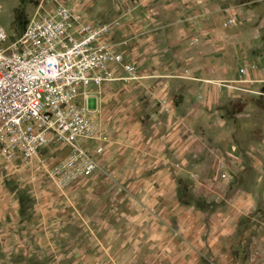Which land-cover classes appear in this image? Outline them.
<instances>
[{
  "label": "rangeland",
  "instance_id": "rangeland-1",
  "mask_svg": "<svg viewBox=\"0 0 264 264\" xmlns=\"http://www.w3.org/2000/svg\"><path fill=\"white\" fill-rule=\"evenodd\" d=\"M163 3L0 0L11 40L66 6L112 23L135 67L89 106L113 141L93 176L54 179L58 146L29 160L0 148V264H264V0ZM190 46L222 65L196 76Z\"/></svg>",
  "mask_w": 264,
  "mask_h": 264
},
{
  "label": "built area",
  "instance_id": "built-area-1",
  "mask_svg": "<svg viewBox=\"0 0 264 264\" xmlns=\"http://www.w3.org/2000/svg\"><path fill=\"white\" fill-rule=\"evenodd\" d=\"M112 29L66 6L33 18L15 40L0 23V148L6 157L29 160L47 146L66 149L51 171L60 184L101 170L110 136L87 106L89 90L119 78L118 66L135 72L112 46Z\"/></svg>",
  "mask_w": 264,
  "mask_h": 264
},
{
  "label": "crops",
  "instance_id": "crops-1",
  "mask_svg": "<svg viewBox=\"0 0 264 264\" xmlns=\"http://www.w3.org/2000/svg\"><path fill=\"white\" fill-rule=\"evenodd\" d=\"M167 0H160V4H162L163 2L165 3ZM169 1H171V0H169ZM163 3V4H164ZM159 4V5H160ZM163 6V5H162ZM162 6H160V7H162ZM160 9V8H159ZM163 10V11H162ZM161 13H163V12H166V11H168V12H170V13H172V14H177L178 15V12L177 11H179V10H176L173 6H170V4H169V6L167 5H165L163 8H161L160 10H159ZM219 18H220V20H223L224 19V16H219ZM146 19V18H145ZM156 19H153L152 21H150L149 19H147V27H149V26H153V25H156V21H155ZM225 26H227V27H225L224 28V26L222 25L221 27L222 28H224V30L225 29H227L228 27H231V26H228V25H225ZM225 31H227V30H225ZM142 44H139L138 45V47H140ZM149 46H151V44L150 45H147L146 47H147V49L149 50ZM172 47H173V45H171ZM137 47V48H138ZM144 48H142V50H143ZM189 51L191 52V55H189L188 57H183L182 59H180V61H181V63L184 65V66H187L188 68H192V69H190V71H191V73H193V74H195L196 76H200V75H202L203 73H202V67H206L205 65H206V63H207V67H213L212 65L214 64V65H222V62H223V56L220 58V59H216V58H211L209 55H202L201 53H199L200 52V48H196V47H194V46H190V48H189ZM239 51V50H238ZM196 52V53H195ZM134 56H131V58H133ZM157 59V58H156ZM134 61H136V57L134 58ZM137 62H141V63H145L144 62V59L143 60H141V61H138L137 60ZM243 62L244 61H242V63L241 64H243ZM134 63V62H133ZM260 63H262V64H260ZM260 65H264V61H260ZM252 63H250V62H248V61H246V65H251ZM251 66H253V65H251ZM121 66H118L117 68H116V75H118L119 77L120 76H122L121 74H122V68H120ZM190 71H189V73H190ZM235 71H236V69L235 70H233V72H232V75H234L235 74ZM231 75V76H232ZM147 78H149V76H151V73H148L147 74ZM262 76H264V74H262ZM133 77H135V76H133ZM183 79H186V78H183ZM188 80H191L190 82H192L193 84H194V86L195 87H197V88H199L200 86H202V87H204L205 86V89L206 90H209V88H211V85L209 84V83H206V82H204L203 80H201L202 78H187ZM112 83H115V80L114 81H112V82H108V83H105L103 86L105 87L106 85H108V84H112ZM103 87V88H104ZM90 96H89V98L87 99V106L89 107V106H93V107H99L100 106V103H101V101H100V92H98L97 91V88L96 87H94V86H92L91 88H90ZM94 116V115H93ZM94 118H95V120L97 121V122H100V123H102V121H98V119H97V117H95L94 116ZM104 124V123H103ZM105 125H107V124H105ZM112 139V138H111ZM113 141H111L110 143H112ZM109 148V147H108Z\"/></svg>",
  "mask_w": 264,
  "mask_h": 264
}]
</instances>
